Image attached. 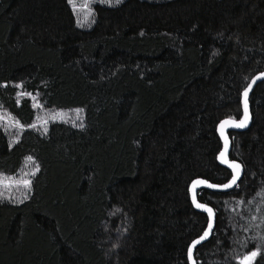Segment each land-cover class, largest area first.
Instances as JSON below:
<instances>
[{
  "label": "trees",
  "instance_id": "obj_1",
  "mask_svg": "<svg viewBox=\"0 0 264 264\" xmlns=\"http://www.w3.org/2000/svg\"><path fill=\"white\" fill-rule=\"evenodd\" d=\"M77 1L0 0V181L31 182H0V264H188L189 186L231 179L217 126L264 72V0H93L83 26ZM250 106L198 264H264V82Z\"/></svg>",
  "mask_w": 264,
  "mask_h": 264
},
{
  "label": "snow or ice",
  "instance_id": "obj_2",
  "mask_svg": "<svg viewBox=\"0 0 264 264\" xmlns=\"http://www.w3.org/2000/svg\"><path fill=\"white\" fill-rule=\"evenodd\" d=\"M69 2L72 3V0H69ZM103 2L108 3V2H110V0H103ZM120 2H121V0H116V3H120ZM83 7L85 9H89V14H91L89 4H84ZM73 10L77 11V6L74 3H73ZM85 18H87V17H85ZM81 26H83V25L81 24ZM262 78H264V73H261L258 76H256L255 78H253L251 80V82L247 85V87L244 88V90L242 92V103H243V116H242V118L238 122L234 121V120H227L226 119V120L222 121L220 126H219V132H220L221 136L224 137V141H225L224 151H222L220 153V158H221V161L223 163H226L227 166L232 169V173H231L232 179L230 180L229 183H226V184L220 185V186L213 185L211 183H207L206 181H201V180L194 181L193 182V191L194 192H195V188L199 185H202V184L206 185L209 188L220 189V190H227V189L233 188L234 186H238L237 181L240 177L241 165L239 163H236V162H230L226 159V153L228 152V139L225 135V130H226V126H230L233 128L247 127L248 122L250 120L248 96H249V93L251 92L253 86L256 84L257 80H260ZM77 111L79 114V112H81L82 110H77ZM15 124H16V126H19L21 128L23 127V125H20L19 121H16ZM30 127L34 128V127H36V125L33 124V125H30ZM81 127H82V125H81ZM44 132H45V134L47 133L46 127L44 128ZM28 159L31 160L32 158L29 157ZM36 170L39 171L38 166H37ZM32 175H35V173H32ZM30 184H31L30 181H24V186L26 188L30 187ZM2 195L3 194L0 193V196H2ZM192 200H193L194 206L197 209H202L203 211H205L209 217L208 229L205 230L203 232V234L197 240L193 241L192 245L188 249L189 260L191 261V264H195V260L193 257V251L197 245H199L203 240L208 238L210 232L212 231V228L214 226L215 212L211 207H208L205 204L197 202L195 194L193 195ZM240 203H244V201H241ZM253 219H255V217H253ZM261 239H262V241H264V237H262ZM260 254H261V248L257 247L255 250H253V251L249 252L248 254L244 255L243 257H241L239 259L238 264H254V261L256 260V258Z\"/></svg>",
  "mask_w": 264,
  "mask_h": 264
},
{
  "label": "water",
  "instance_id": "obj_3",
  "mask_svg": "<svg viewBox=\"0 0 264 264\" xmlns=\"http://www.w3.org/2000/svg\"><path fill=\"white\" fill-rule=\"evenodd\" d=\"M261 73H264V72H261ZM261 73H259V74H261ZM259 74L255 75L253 78H255L256 76H258ZM253 78H252V79H253ZM250 82H251V81H250ZM262 82H264V78H262V79H260V80H257L256 84L253 86L251 92L249 93V96H248V106H249V112H250V120H249V122H248L247 127H244V128H233V127H230V126H226V130H225V135H226V137H227V139H228V152L226 153V159H227L228 161H230V162H236V163H239V164L241 165L240 177H239V179H238V181H237V185L242 181V179H243V177H244V175H245V167H244V165H243L240 161L232 159V156H231V155H232V150H233V140H232V138H231V136H230V133H244V132H247V131L251 128L252 123H253V116H252V111H251V106H250V98H251L252 93H253L254 90L256 89V87H257L260 83H262ZM242 116H243V103H242ZM242 116H241V118H242ZM241 118H240V119H241ZM240 119H238V120H237V119H236V120H235V119H227V120H234V121H237V122H238ZM224 120H226V119H224ZM224 120H222V121H224ZM222 121H221V122H222ZM221 122H220V123L218 124V126H217V133H218V136H219L220 141H221V144H222V148H221L220 153H221L222 151H224V144H225L224 137H222L221 134H220V132H219V126H220ZM220 153H219L218 156H217V162H218V164H219L221 167L227 169L228 171H230V172L232 173V169L229 168V167L227 166L226 163H223V162L221 161ZM231 179H232V176H231ZM231 179H230V180H231ZM197 180L206 181L207 183H211V184H213V185H218V186H220V185H224V184H215V183H212V182H210V181H208V180H206V179H203V178H197V179L193 180V181L191 182L190 186H189L190 200H191V203H192V205H193L194 210H195L196 212L200 213V214H204V215H206L207 218H208V222H209L208 214H207L205 211H203L202 209H197V208L194 206V204H193V200H192L193 195L195 194L197 202L202 203V202H200L199 196H200L201 192H203V191H209V192H214V193H229V192L234 191V190L236 189L237 186H234L233 188H230V189H227V190H220V189L209 188V187H207L206 185H203V184H202V185L197 186V187L195 188V192H194V191H193V182H194V181H197ZM230 180H229L227 183H229ZM225 184H226V183H225ZM202 204H204V203H202ZM205 205L208 206V207H211V206H209V205H207V204H205ZM211 208H212V209L214 210V212H215L214 226H213L212 231L210 232L208 238L205 239V240H203V241H202L199 245H197L196 248L194 249V251H193V257H194V260H195V264H198V261H197V259H196V251H197V249L200 248V247H202L203 245H205V244H207V243H209V242L211 241V239H212V237H213V235H214L215 229H216L217 212H216V210H215L213 207H211ZM207 229H208V224H207L205 230H207ZM198 238H199V237H198ZM198 238H197V239H198ZM197 239H195V240H197ZM195 240H194V241H195ZM192 243H193V242H192ZM192 243L190 244V246L192 245ZM190 246H189V247H190ZM187 258H188V264H191V261L189 260L188 255H187Z\"/></svg>",
  "mask_w": 264,
  "mask_h": 264
},
{
  "label": "rangeland",
  "instance_id": "obj_4",
  "mask_svg": "<svg viewBox=\"0 0 264 264\" xmlns=\"http://www.w3.org/2000/svg\"><path fill=\"white\" fill-rule=\"evenodd\" d=\"M116 1V0H113ZM123 1V0H121ZM93 0H78L77 2H75V5L77 6V12L79 14V20L80 23H86V24H90V22L92 21V15H93V11H92V5H93ZM84 4H89L90 6V13L89 14V9H85L83 7ZM87 17V18H85ZM9 180V181H8ZM6 181V182H4ZM26 181V177L24 176H18V177H14V178H4L2 179L0 182L3 183L4 185H13V184H18L22 186V183ZM237 188V187H236ZM4 188H1V190H3Z\"/></svg>",
  "mask_w": 264,
  "mask_h": 264
},
{
  "label": "built area",
  "instance_id": "obj_5",
  "mask_svg": "<svg viewBox=\"0 0 264 264\" xmlns=\"http://www.w3.org/2000/svg\"><path fill=\"white\" fill-rule=\"evenodd\" d=\"M239 188V186H237V188L236 189H238Z\"/></svg>",
  "mask_w": 264,
  "mask_h": 264
},
{
  "label": "bare ground",
  "instance_id": "obj_6",
  "mask_svg": "<svg viewBox=\"0 0 264 264\" xmlns=\"http://www.w3.org/2000/svg\"><path fill=\"white\" fill-rule=\"evenodd\" d=\"M200 197V196H199ZM201 202V201H200Z\"/></svg>",
  "mask_w": 264,
  "mask_h": 264
}]
</instances>
